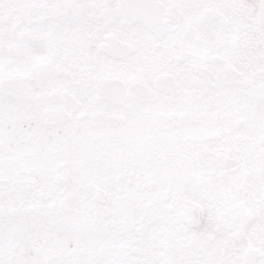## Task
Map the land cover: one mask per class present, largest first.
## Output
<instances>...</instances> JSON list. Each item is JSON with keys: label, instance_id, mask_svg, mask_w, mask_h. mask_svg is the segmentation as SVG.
I'll return each mask as SVG.
<instances>
[{"label": "snow or ice", "instance_id": "obj_1", "mask_svg": "<svg viewBox=\"0 0 264 264\" xmlns=\"http://www.w3.org/2000/svg\"><path fill=\"white\" fill-rule=\"evenodd\" d=\"M0 264H264V0H0Z\"/></svg>", "mask_w": 264, "mask_h": 264}]
</instances>
